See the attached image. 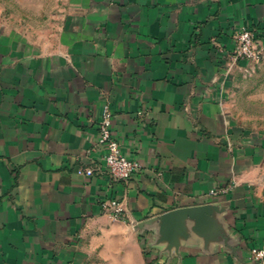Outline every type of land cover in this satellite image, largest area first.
<instances>
[{
    "label": "crops",
    "instance_id": "obj_1",
    "mask_svg": "<svg viewBox=\"0 0 264 264\" xmlns=\"http://www.w3.org/2000/svg\"><path fill=\"white\" fill-rule=\"evenodd\" d=\"M69 1L38 40L0 20V264H253L264 127L239 109L249 64L232 58L243 28L264 49V0ZM104 105L141 165L129 182L97 146ZM192 208L161 235L163 216Z\"/></svg>",
    "mask_w": 264,
    "mask_h": 264
},
{
    "label": "rangeland",
    "instance_id": "obj_2",
    "mask_svg": "<svg viewBox=\"0 0 264 264\" xmlns=\"http://www.w3.org/2000/svg\"><path fill=\"white\" fill-rule=\"evenodd\" d=\"M69 3V0H0V20L11 19V15H14L15 23L35 28V33L31 34L38 40L40 33L50 29L49 24L57 26L56 13ZM241 74L235 83L239 109L245 120L259 126L257 129H263L264 57L258 63L244 66Z\"/></svg>",
    "mask_w": 264,
    "mask_h": 264
},
{
    "label": "built area",
    "instance_id": "obj_3",
    "mask_svg": "<svg viewBox=\"0 0 264 264\" xmlns=\"http://www.w3.org/2000/svg\"><path fill=\"white\" fill-rule=\"evenodd\" d=\"M237 46L233 55V62L244 61L247 64L258 63L264 57V49L259 48L256 34L253 30L243 28L236 34ZM113 113L108 105H104L102 117L98 124L97 146L105 152L104 162L110 177L117 181L129 182L140 171L141 165L123 154L118 141L112 133ZM88 177L94 175L93 169L79 172ZM221 191H211V196H218ZM103 208L108 211L115 222L124 219V209L116 200L103 203ZM253 264H264V246L251 250Z\"/></svg>",
    "mask_w": 264,
    "mask_h": 264
},
{
    "label": "water",
    "instance_id": "obj_4",
    "mask_svg": "<svg viewBox=\"0 0 264 264\" xmlns=\"http://www.w3.org/2000/svg\"><path fill=\"white\" fill-rule=\"evenodd\" d=\"M203 209L204 208L181 209L166 214L161 218V235H166L171 239L174 228L181 230L184 221L188 218L197 220V214L203 212Z\"/></svg>",
    "mask_w": 264,
    "mask_h": 264
}]
</instances>
